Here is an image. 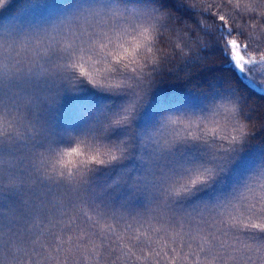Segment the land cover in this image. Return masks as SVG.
Here are the masks:
<instances>
[{
	"label": "snow or ice",
	"instance_id": "obj_1",
	"mask_svg": "<svg viewBox=\"0 0 264 264\" xmlns=\"http://www.w3.org/2000/svg\"><path fill=\"white\" fill-rule=\"evenodd\" d=\"M209 50L264 95V0H24L0 23V264H264V111L159 88Z\"/></svg>",
	"mask_w": 264,
	"mask_h": 264
},
{
	"label": "trees",
	"instance_id": "obj_2",
	"mask_svg": "<svg viewBox=\"0 0 264 264\" xmlns=\"http://www.w3.org/2000/svg\"><path fill=\"white\" fill-rule=\"evenodd\" d=\"M57 3H63L65 0H56ZM24 0H10V5L0 12V23H7L15 17L20 10ZM213 55L204 62V67L195 66L190 69V78L175 77L169 78L165 83L159 85L160 90L168 95H183L193 90H206L209 85L215 81H223L231 83L233 86L239 88L241 92L248 97L251 105L256 106L257 111H264V95H260L250 88L246 87L237 79V75L231 70L222 55L215 50ZM209 52H205L208 56ZM86 99L76 93H71L60 101L62 107L60 108L59 118L62 123L68 125L70 123H79L78 113L76 108L81 101ZM77 116L76 119L74 117Z\"/></svg>",
	"mask_w": 264,
	"mask_h": 264
},
{
	"label": "rangeland",
	"instance_id": "obj_3",
	"mask_svg": "<svg viewBox=\"0 0 264 264\" xmlns=\"http://www.w3.org/2000/svg\"><path fill=\"white\" fill-rule=\"evenodd\" d=\"M260 71H264V69L258 70L256 74L259 75L260 74Z\"/></svg>",
	"mask_w": 264,
	"mask_h": 264
}]
</instances>
